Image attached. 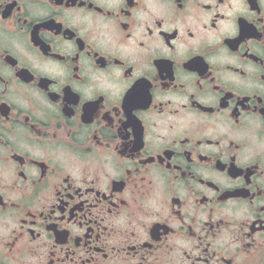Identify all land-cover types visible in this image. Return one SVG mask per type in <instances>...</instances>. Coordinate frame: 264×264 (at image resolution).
<instances>
[{"label":"flooded vegetation","instance_id":"flooded-vegetation-1","mask_svg":"<svg viewBox=\"0 0 264 264\" xmlns=\"http://www.w3.org/2000/svg\"><path fill=\"white\" fill-rule=\"evenodd\" d=\"M0 264H264V0H0Z\"/></svg>","mask_w":264,"mask_h":264}]
</instances>
